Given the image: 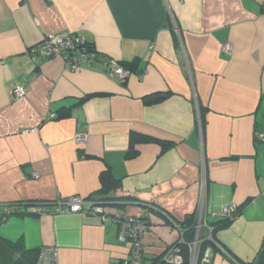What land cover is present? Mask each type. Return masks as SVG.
I'll return each mask as SVG.
<instances>
[{"label":"crops","instance_id":"obj_1","mask_svg":"<svg viewBox=\"0 0 264 264\" xmlns=\"http://www.w3.org/2000/svg\"><path fill=\"white\" fill-rule=\"evenodd\" d=\"M67 34L100 63L70 70L28 56L44 36ZM108 59L130 75L111 76ZM134 134L150 141L129 157ZM263 136L264 0H0V218L10 210L0 237L16 257L37 262L55 247L58 264H119L130 254L121 215L147 226L143 264H167L171 247L182 264H258ZM104 174L118 182L104 220L89 204L57 211L71 198L101 202Z\"/></svg>","mask_w":264,"mask_h":264},{"label":"built area","instance_id":"obj_2","mask_svg":"<svg viewBox=\"0 0 264 264\" xmlns=\"http://www.w3.org/2000/svg\"><path fill=\"white\" fill-rule=\"evenodd\" d=\"M221 50L224 54L233 55V46L231 44L223 45ZM27 54L33 61L62 58L70 70H76L80 66L91 67L100 63L96 51H92L85 39L77 34L46 35L39 44L31 47ZM107 65L109 73L113 77L126 79L130 75L129 70L112 59L107 60ZM24 97L25 88L18 85L12 91V98L17 101ZM50 118L54 119L56 115L53 114ZM87 139L88 133L85 131H79L74 136V141L79 147H83ZM262 140L264 141V136ZM86 204L91 206L89 211L91 214L100 215L103 220L105 219L106 213L100 203H87L81 198H71L67 203H60L57 211L61 213H80L83 212ZM236 211V205L226 207L221 212L220 217L222 219L232 218ZM37 212L43 213L39 209ZM114 219L118 223V240L123 243L126 242L130 247L129 256L119 264H143V235L147 229L145 222L139 218L121 215H115ZM58 259V250L55 247H46L40 250L36 264H58ZM161 259L167 264L183 263V257L177 247H171Z\"/></svg>","mask_w":264,"mask_h":264},{"label":"trees","instance_id":"obj_3","mask_svg":"<svg viewBox=\"0 0 264 264\" xmlns=\"http://www.w3.org/2000/svg\"><path fill=\"white\" fill-rule=\"evenodd\" d=\"M92 51H96L94 49V47L92 45H89ZM122 65L125 69L131 71V69L128 66H125L124 64H120ZM139 141H150L147 140L145 138L139 137L137 135H132L131 136V149L129 152V157H133L136 153V151L134 150V143H138ZM101 183H102V189H101V195H102V199L101 202L99 201V203L101 205H103V202L105 203V200H107L106 198L108 197L109 193L113 190L116 189L118 186V182L112 177L107 174H104L101 177ZM239 211V210H238ZM8 215H10V210L9 208L6 209V212L4 215L1 216L0 218V223L4 222ZM231 219L233 218H226V219H222V221L220 222L221 224H228L230 223ZM18 249V246L16 243H12L7 241L6 239H3L0 237V264H36V262H34V260H32L31 257H34L36 255L35 252H24L19 254V256H15L16 255V251ZM183 253V250H182ZM39 254V253H38ZM187 255V254H186ZM184 257H185V252H184ZM258 264H264V244L262 247V251L259 254V259H258Z\"/></svg>","mask_w":264,"mask_h":264}]
</instances>
